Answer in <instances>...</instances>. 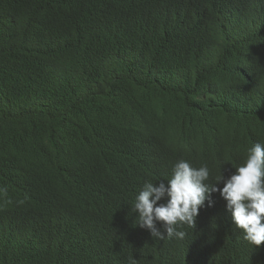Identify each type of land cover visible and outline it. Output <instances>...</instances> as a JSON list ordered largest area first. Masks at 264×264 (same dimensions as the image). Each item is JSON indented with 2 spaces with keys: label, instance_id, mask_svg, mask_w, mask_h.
Here are the masks:
<instances>
[{
  "label": "trees",
  "instance_id": "obj_1",
  "mask_svg": "<svg viewBox=\"0 0 264 264\" xmlns=\"http://www.w3.org/2000/svg\"><path fill=\"white\" fill-rule=\"evenodd\" d=\"M256 139L264 0H0V264H264L219 191L183 240L132 211L181 159L223 187Z\"/></svg>",
  "mask_w": 264,
  "mask_h": 264
},
{
  "label": "clouds",
  "instance_id": "obj_2",
  "mask_svg": "<svg viewBox=\"0 0 264 264\" xmlns=\"http://www.w3.org/2000/svg\"><path fill=\"white\" fill-rule=\"evenodd\" d=\"M249 146L246 159L234 173L215 177L214 181H223L221 188L208 183L206 165L193 167L184 159L174 164L166 184L146 181L132 205L136 224L148 229L153 238L183 240L187 235L184 226L193 228L200 208L206 201L213 206L211 194L219 191L235 228L251 245L260 246L264 243V143L256 139ZM164 198L166 202L158 203ZM129 264H137V259L129 257Z\"/></svg>",
  "mask_w": 264,
  "mask_h": 264
}]
</instances>
